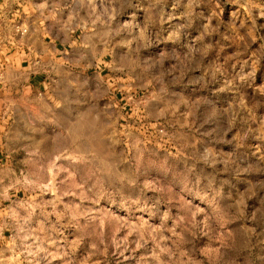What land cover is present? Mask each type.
<instances>
[{
    "label": "rangeland",
    "instance_id": "1",
    "mask_svg": "<svg viewBox=\"0 0 264 264\" xmlns=\"http://www.w3.org/2000/svg\"><path fill=\"white\" fill-rule=\"evenodd\" d=\"M40 3L0 67L13 263L264 264V0Z\"/></svg>",
    "mask_w": 264,
    "mask_h": 264
},
{
    "label": "crops",
    "instance_id": "2",
    "mask_svg": "<svg viewBox=\"0 0 264 264\" xmlns=\"http://www.w3.org/2000/svg\"><path fill=\"white\" fill-rule=\"evenodd\" d=\"M41 0H0V67L8 64H19L30 66L35 63H39V60L31 54L27 57L24 56L27 45L24 40L19 38V34L23 29L25 23V12L26 10L38 9ZM51 4V10L53 9V0H47ZM14 37H18L17 41H14ZM29 50V48H28ZM17 54V59L14 61L9 60L8 53ZM26 68V67H25ZM1 70V69H0ZM32 69H30L31 71ZM40 71V70H39ZM30 72V75L35 73ZM20 110L17 111L19 113ZM21 119L20 116H16L14 119ZM13 124L9 127L11 129ZM33 138L24 131H21L15 139H11L9 135H3L0 138V172L2 171L3 164L1 161L19 160L14 155H19L24 152L22 146L31 142ZM10 142H14L16 147H11ZM6 164V163H5ZM4 164V165H5ZM6 184V183H5ZM1 183L2 195L5 197L0 202V211L9 209V205L5 204L4 201L9 199L8 185ZM20 220L18 218L9 219L3 212L0 216V264H18L19 262L13 263L11 257L14 255L13 252L17 250L11 249V243L14 242L15 238L19 235Z\"/></svg>",
    "mask_w": 264,
    "mask_h": 264
}]
</instances>
